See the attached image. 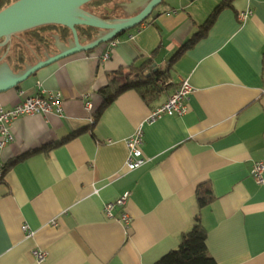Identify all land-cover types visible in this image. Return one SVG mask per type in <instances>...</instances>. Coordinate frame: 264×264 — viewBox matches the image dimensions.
Wrapping results in <instances>:
<instances>
[{
	"label": "crops",
	"instance_id": "0c3cea01",
	"mask_svg": "<svg viewBox=\"0 0 264 264\" xmlns=\"http://www.w3.org/2000/svg\"><path fill=\"white\" fill-rule=\"evenodd\" d=\"M222 1L166 0L150 22L0 93L5 109L39 94L58 92L62 101L61 114L15 119L14 139L0 148V264H155L191 229L199 213L195 191L205 181L216 195L200 213L210 254L219 264H264V183L252 175L264 160V0H230L207 37L173 66L155 105L187 79L189 109L144 124L141 167L127 169L126 139L154 106L136 91L103 110L95 135L91 128L77 133L94 122L109 72L140 64L159 45L164 50L154 60L162 67L159 55L166 59ZM125 193V206L114 213L127 212L129 227L103 210ZM34 249L47 253L44 262Z\"/></svg>",
	"mask_w": 264,
	"mask_h": 264
},
{
	"label": "trees",
	"instance_id": "16d2710c",
	"mask_svg": "<svg viewBox=\"0 0 264 264\" xmlns=\"http://www.w3.org/2000/svg\"><path fill=\"white\" fill-rule=\"evenodd\" d=\"M15 1L17 0H0V11ZM113 1L93 0L86 3L83 8L105 20H109L111 18L130 16L131 13L129 7L136 0H119L118 2L112 4ZM165 2L166 0L162 1L161 4H164ZM158 6L143 23L150 22L155 12L159 10ZM231 6L232 3L230 0H223L219 3L206 22L200 26L198 32L184 42L183 45L173 54V56L167 60L165 69L161 68V66H159L154 60V56L157 55V52L160 50L161 45H159L153 51V56L151 58L144 59L140 64L137 65L133 63L127 67H120L115 71L109 72L108 83L98 90L103 97V102L97 110L93 112L94 122H92L90 126H87V128L77 131V133L84 132L86 129L91 128L92 133L95 135L94 125L101 117L103 110L108 105L112 104L120 95L129 90L136 91L147 104L156 107L155 103L159 100L166 87H168L166 86V82L167 78H169V72L173 66L179 61L186 51L192 49L200 40L207 37L209 30L214 25L219 14L224 9ZM143 7L144 5L139 7L138 11H140ZM77 30L80 38L85 39V43L94 40L98 35L106 31L104 29L88 25H78ZM56 35L60 37L61 41L67 43L73 38V33L69 27L56 24L43 25L14 34L12 35V39L8 45L0 46V63L6 61L15 72H19L28 64H35L38 60L44 59L47 52L52 53L53 51H56ZM1 41H3V39H0V42ZM6 50H8V52L4 56ZM90 51L92 50L87 52ZM160 80L161 83H159ZM75 135L76 134L73 133L58 142L47 145L44 148H47L45 150L48 151L64 143L67 139ZM30 154L31 152H27L26 154L14 159L8 165H15L18 162L23 161ZM195 196L199 213L195 216L191 229L182 233L177 249L171 250L163 255L155 262V264H219L209 252L207 244L208 230L203 224L200 215L202 209L209 206L216 198L212 183L210 181L200 183L196 188Z\"/></svg>",
	"mask_w": 264,
	"mask_h": 264
},
{
	"label": "water",
	"instance_id": "95a60500",
	"mask_svg": "<svg viewBox=\"0 0 264 264\" xmlns=\"http://www.w3.org/2000/svg\"><path fill=\"white\" fill-rule=\"evenodd\" d=\"M90 1L93 0H17L0 11V39H3L0 46L8 45L14 34L48 24L67 26L73 33L68 45L56 35L59 51L54 54L46 53L44 59L38 60L35 64H28L19 72H15L8 62H1L0 93L9 89H20L21 83L44 66L72 54L93 50L103 43L114 40L120 34L144 22L164 0H136L129 7L130 16L109 20L84 9L83 6ZM143 5L144 7L138 11ZM78 25L93 26L106 31L85 43V39L80 38L78 34ZM7 52L8 50L4 56Z\"/></svg>",
	"mask_w": 264,
	"mask_h": 264
},
{
	"label": "built area",
	"instance_id": "2783aa9c",
	"mask_svg": "<svg viewBox=\"0 0 264 264\" xmlns=\"http://www.w3.org/2000/svg\"><path fill=\"white\" fill-rule=\"evenodd\" d=\"M136 28V27H134ZM134 28H131L133 30ZM135 38V32L132 31L130 39ZM109 58V51L104 53L103 59ZM193 91V86L190 81L184 79L179 84V87L171 94L166 101L162 104L154 107L150 114L146 117L141 125H139L133 133L126 139L128 146V158L126 161V167L128 170H135L141 167L147 159L143 154L142 145L144 142V124L152 123L165 115H184L189 109V99ZM62 101L61 94L51 93L48 96L39 94L34 96H28L15 104L11 108L5 109L0 104V148L10 143L14 138L11 131L12 123L15 119L25 115H41L43 117L50 113H62ZM88 107H91V103H87ZM252 175L258 183H264V160L258 161L254 164L252 169ZM129 198V193H125L115 201L107 202L104 205V214L109 219H120L124 224L129 227L131 223V217L127 212H123L119 215H115L114 210L117 206L124 207ZM53 225L57 226V221L53 220ZM23 231L31 236L33 233L30 226L25 223L22 226ZM38 262H44L46 260L47 253L40 249H34L32 251Z\"/></svg>",
	"mask_w": 264,
	"mask_h": 264
},
{
	"label": "rangeland",
	"instance_id": "374dc122",
	"mask_svg": "<svg viewBox=\"0 0 264 264\" xmlns=\"http://www.w3.org/2000/svg\"><path fill=\"white\" fill-rule=\"evenodd\" d=\"M113 1V0H112ZM119 0H115V1H113L112 2V4H114V3H116V2H118ZM170 1V0H169ZM189 1H191V0H189ZM163 4H161V5H159L158 6V8L159 7H161ZM189 11V10H188ZM143 23V22H142ZM141 23V24H142ZM141 24H139V25H141ZM138 25V26H139ZM137 27V26H136ZM195 28L193 29V31L189 34V37H187L184 41H182V43H181V45H183V43L184 42H186L188 39H190L195 33H197L198 32V28H199V26L197 25V26H194ZM12 39V38H11ZM171 40L172 39H170L169 40V42H171ZM11 41V40H10ZM111 41H113V40H111ZM110 41V42H111ZM166 42V41H165ZM181 45H179V47L175 50V51H172V53L166 58V59H162V55H159V57H158V60H161V62L162 63H165V65H162V67L161 68H164L165 69V67H166V64H167V60L171 57V56H173V54L181 47ZM164 50V47L160 50V52H162ZM160 54V53H159ZM171 74L173 75V76H175V74H174V70L173 69H171ZM159 83H161V82H159Z\"/></svg>",
	"mask_w": 264,
	"mask_h": 264
},
{
	"label": "flooded vegetation",
	"instance_id": "af4514ba",
	"mask_svg": "<svg viewBox=\"0 0 264 264\" xmlns=\"http://www.w3.org/2000/svg\"><path fill=\"white\" fill-rule=\"evenodd\" d=\"M67 45L69 44V42L67 43V42H65ZM55 46H56V51H53L52 53H50V54H54V53H57L58 51H59V49H58V46H57V44H56V40H55ZM48 53V52H47Z\"/></svg>",
	"mask_w": 264,
	"mask_h": 264
},
{
	"label": "bare ground",
	"instance_id": "6f19581e",
	"mask_svg": "<svg viewBox=\"0 0 264 264\" xmlns=\"http://www.w3.org/2000/svg\"><path fill=\"white\" fill-rule=\"evenodd\" d=\"M178 87H179V85H178ZM178 87H177V88H178Z\"/></svg>",
	"mask_w": 264,
	"mask_h": 264
}]
</instances>
